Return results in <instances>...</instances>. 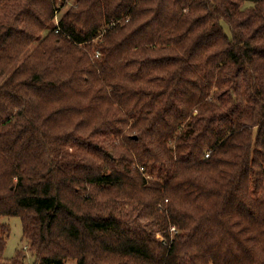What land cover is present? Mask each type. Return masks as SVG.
Instances as JSON below:
<instances>
[{
  "label": "trees",
  "instance_id": "trees-1",
  "mask_svg": "<svg viewBox=\"0 0 264 264\" xmlns=\"http://www.w3.org/2000/svg\"><path fill=\"white\" fill-rule=\"evenodd\" d=\"M69 1L0 0V220L34 264H264V0Z\"/></svg>",
  "mask_w": 264,
  "mask_h": 264
},
{
  "label": "rangeland",
  "instance_id": "rangeland-1",
  "mask_svg": "<svg viewBox=\"0 0 264 264\" xmlns=\"http://www.w3.org/2000/svg\"><path fill=\"white\" fill-rule=\"evenodd\" d=\"M75 0L69 1L67 6L59 13L57 16L58 19H56V23L61 19V17L66 13V11L73 5ZM47 34V33H45ZM44 34V35H45ZM43 35V36H44ZM96 44V43H95ZM1 224L8 225L10 228V234L9 238L6 242V247L3 253V258L6 261H11L14 258H16L17 253L19 251H22L24 255H26L24 262L25 264H34V257L32 253L29 251L27 248V242L23 237V232H22V223L19 218H7V219H2L0 220ZM65 264H77L76 261L69 260L65 262Z\"/></svg>",
  "mask_w": 264,
  "mask_h": 264
},
{
  "label": "built area",
  "instance_id": "built-area-1",
  "mask_svg": "<svg viewBox=\"0 0 264 264\" xmlns=\"http://www.w3.org/2000/svg\"><path fill=\"white\" fill-rule=\"evenodd\" d=\"M207 157H209V155H207ZM172 232H176V229L175 228H172Z\"/></svg>",
  "mask_w": 264,
  "mask_h": 264
}]
</instances>
